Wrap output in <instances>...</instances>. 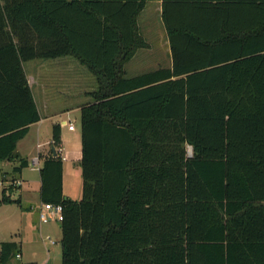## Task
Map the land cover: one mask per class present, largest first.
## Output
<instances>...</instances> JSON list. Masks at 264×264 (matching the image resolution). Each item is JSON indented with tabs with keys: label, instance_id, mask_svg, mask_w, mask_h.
<instances>
[{
	"label": "trees",
	"instance_id": "obj_1",
	"mask_svg": "<svg viewBox=\"0 0 264 264\" xmlns=\"http://www.w3.org/2000/svg\"><path fill=\"white\" fill-rule=\"evenodd\" d=\"M145 5L0 0V161L27 167L17 145L41 120L24 62L74 58L97 82L81 199L63 192L60 123L40 168L41 201L63 207L61 264H264V0H164L172 66L129 76ZM5 189L0 206L21 204ZM1 246V264L22 252Z\"/></svg>",
	"mask_w": 264,
	"mask_h": 264
},
{
	"label": "crops",
	"instance_id": "obj_2",
	"mask_svg": "<svg viewBox=\"0 0 264 264\" xmlns=\"http://www.w3.org/2000/svg\"><path fill=\"white\" fill-rule=\"evenodd\" d=\"M163 7H164V0H146V5L138 16L139 30L144 40L146 41L147 46L139 48L137 52L135 53V55L133 56V58L126 64V70L129 76H135V75L147 73L152 70L158 69L160 67H171L172 66L171 43H170L169 35H168L165 22L163 19ZM249 11L250 10L242 9L241 15H243V17H248L251 13ZM232 16L236 17L237 15L233 13ZM59 59H62V58H59ZM59 59H55V60H59ZM55 60H50V61H55ZM47 62L49 61H42L39 67H41L42 64L47 63ZM41 69L42 70H40L39 68V71L44 70L43 68ZM64 69H67V68L62 67V68H58L53 71L56 72V71L64 70ZM28 77H29V81L34 91L33 83L31 80L32 77L30 75H28ZM36 81H37V86H39L37 91L39 92L40 97L37 98V93L36 94L34 93V96L38 104L40 113H41V120L30 125L27 135L24 138H22L18 142V145H17V151L20 154V156L26 158L29 161V165L25 168L26 170L28 169L31 173H30V176H27L26 174L24 176V173H25L24 172L25 168H24L20 173L14 174L13 168L19 164L18 161H7V160L0 161V172L2 174V178L4 176L17 177V178H21L23 181L22 185L19 188H6V187L0 188L1 189L0 199L2 198L3 191L6 188L5 193L7 195H10L12 199H19L21 201V204H18L15 202L3 203L0 206V211H2V209H4V207L7 205H16L18 209H20L19 210L20 215H22L23 223L25 222V224L27 223L26 221H28V215L35 211L36 217L38 218V221L40 224L38 227L39 233L37 236L41 237V240L46 246H51L53 243L50 240H48V237H51V235L50 233H47L45 237H43V231L41 228V225L43 222H41L39 218V212L42 209V204H43V202L41 201V195H40L41 184H42L40 168L43 165L44 157L50 154V151L53 152L52 145H51L52 130H50L49 132L47 131V134H43L45 129H44V126H42V124L51 120L52 125L55 123H60L66 126L65 122L68 120L64 116H69L76 110L81 111V106L84 104V102H81L75 105V107L73 108L67 107L65 110L60 109L56 111L54 109H50L48 103L52 101L53 97H52V94H49L50 92L49 91L50 88L48 86L49 84L47 80L40 81L39 79V81L38 80ZM42 85L44 86V88ZM88 91L89 90H87V92ZM58 92L60 93L59 90ZM77 95L75 96L80 97ZM79 95H82V93H80ZM81 98H83V96H81ZM42 109L45 113L44 115L41 112ZM75 130L76 128L69 129V131H72V132H74ZM32 131H35V141L32 147L25 148L23 151H21L20 145L22 141H25L27 137L32 133ZM43 138L44 140L41 141ZM78 144H80V147H81V143L78 142V136H76L74 150L72 151L71 145L68 144V142L66 141L62 133V146H63V156H64V159H63V192L67 197H70L72 199H77V200L79 199V197H77V195H74V194H78V192L74 193L70 185L71 184L73 185L74 182L78 184L80 182V176L82 179V169H81L82 153L80 151V148L78 149ZM65 152H66V155H65ZM73 154H75L76 157L73 158L72 157ZM35 157H39V160L37 163L33 162V159ZM29 158L31 159V161L29 160ZM68 159H70L71 162L64 163V161ZM66 173L68 175V182L66 180ZM82 183H83V180H82ZM14 192L18 193L17 197L13 196ZM59 227H60V223H59ZM1 234L0 236L2 237H0V243L3 241H11V242H17L20 244L21 249H22V259L21 260H23L24 236L20 233L21 235V237L19 238L20 240H16L13 237H6V239H4V236H7V235H1ZM60 239H61V227H60ZM49 257L50 255H48V258L44 260V262H47V261L50 262L51 258L49 259ZM37 261L38 259L27 260V261H22V262L16 261V262L17 264H21V263L23 264V263H34V262L37 263Z\"/></svg>",
	"mask_w": 264,
	"mask_h": 264
},
{
	"label": "rangeland",
	"instance_id": "obj_3",
	"mask_svg": "<svg viewBox=\"0 0 264 264\" xmlns=\"http://www.w3.org/2000/svg\"><path fill=\"white\" fill-rule=\"evenodd\" d=\"M41 59L37 60H30L24 62V67L27 71V73L32 77V83L34 87V93H37V98H39V92L37 89L39 86H37V81L41 80H47L48 86L50 88L49 94H52V101L49 102V108L54 109L56 111L63 109L65 110L68 108H73L75 105L81 103V102H87L89 101V98L85 99V95L87 90L92 91L97 88V82L95 77L88 72L87 68L82 67L78 61L71 57L62 58L55 61H49L47 63L42 64L41 67L39 65L42 63ZM48 61V60H45ZM42 70L43 71H39ZM65 67L67 69L59 70V71H53L58 68ZM49 72V73H48ZM43 86V85H42ZM42 88V87H40ZM44 88V86H43ZM59 88V89H58ZM78 88V89H77ZM60 91V93L58 92ZM78 93V95H77ZM82 93V95H79ZM48 94V95H49ZM60 94V95H59ZM80 96V97H76ZM83 96V98H81ZM42 114L44 115V111L42 109ZM69 122L74 124V127L76 130L74 132L69 131L68 126L62 125V133L68 142V144L71 145L72 151L74 150L75 145V139L76 136H78V142L81 143L78 144V149L80 148V151L82 153V142H81V111L76 110L69 116H64ZM54 125V124H53ZM53 125L50 121H47L46 123H43L42 126H44V133L47 134V131L53 130ZM44 138L41 140L43 141ZM35 141V131H32V133L27 137L25 141H22L20 145V150L23 151L25 148L32 147L33 143ZM189 154L192 153V147H188ZM63 155V152H62ZM66 155V152H65ZM72 157H76L75 154L72 155ZM31 161V159L29 158ZM70 163L71 160H65L64 163ZM24 176L25 174L27 176H30V171L26 168L24 169ZM81 175V173H80ZM0 179H2V174L0 172ZM66 180L68 182V175L66 173ZM75 192H78L77 197L81 199L82 197V179L80 176V182L77 184L76 182L73 183V185H70ZM1 188V187H0ZM0 196H1V189H0ZM13 196L17 197L18 193L14 192ZM20 209L16 205H7L0 211V234L1 235H7L4 236V239L6 237H13L16 240H20L21 237L20 233L24 236L23 240V249H24V256L22 261L27 260H35L38 259L37 263L35 264H61V243H60V227L59 223L56 221H51L48 223H42L41 228L43 231V237L47 233H50L52 240H54V243L51 246H46L43 241L41 240V237H38L39 233V221L36 217L35 211L28 215V221L25 224L23 223V217L20 215ZM36 235V236H35ZM2 237V236H0ZM3 239V238H2ZM50 251V252H49ZM48 255H50L49 259L50 262H44L48 258ZM48 259V260H49ZM12 264H17L16 261L12 260Z\"/></svg>",
	"mask_w": 264,
	"mask_h": 264
},
{
	"label": "built area",
	"instance_id": "obj_4",
	"mask_svg": "<svg viewBox=\"0 0 264 264\" xmlns=\"http://www.w3.org/2000/svg\"><path fill=\"white\" fill-rule=\"evenodd\" d=\"M65 124L68 126L69 129H74V124L71 122L66 121ZM58 152L64 159V156L62 155L63 152V146L61 145L58 148ZM39 160V157H35L33 159L34 163H37ZM23 181L21 178L17 177H3L0 179V187H6V188H19L22 185ZM39 218L40 221L43 223H48L51 221L61 222L64 218L63 215V207L61 204H54V203H43L42 209L39 212ZM48 240H50L52 243H54V240H52L51 237H48ZM2 246L0 243V256H1ZM22 259V252L17 253L14 260L20 261ZM1 264V261H0Z\"/></svg>",
	"mask_w": 264,
	"mask_h": 264
},
{
	"label": "water",
	"instance_id": "obj_5",
	"mask_svg": "<svg viewBox=\"0 0 264 264\" xmlns=\"http://www.w3.org/2000/svg\"><path fill=\"white\" fill-rule=\"evenodd\" d=\"M52 150H53V154H54V155H57V154H56V151H55V148H54L53 146H52Z\"/></svg>",
	"mask_w": 264,
	"mask_h": 264
}]
</instances>
